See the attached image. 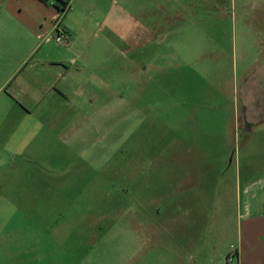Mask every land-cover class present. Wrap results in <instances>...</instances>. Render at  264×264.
I'll use <instances>...</instances> for the list:
<instances>
[{"label": "rangeland", "instance_id": "obj_1", "mask_svg": "<svg viewBox=\"0 0 264 264\" xmlns=\"http://www.w3.org/2000/svg\"><path fill=\"white\" fill-rule=\"evenodd\" d=\"M64 18L67 46L0 38L21 103L0 137V264H238L262 190L243 180L264 179V71L247 66L264 0H71ZM186 100L212 117L207 153H180Z\"/></svg>", "mask_w": 264, "mask_h": 264}, {"label": "crops", "instance_id": "obj_2", "mask_svg": "<svg viewBox=\"0 0 264 264\" xmlns=\"http://www.w3.org/2000/svg\"><path fill=\"white\" fill-rule=\"evenodd\" d=\"M43 1V0H42ZM41 0H0V38H3L5 36H23V37H31L37 39L38 36H42L45 34V36H49L53 33L55 18H56V9L57 7H52L46 2H42ZM64 2V1H63ZM68 6L70 7L71 0ZM57 5H60L57 1ZM56 5V6H57ZM55 8V9H54ZM58 11V10H57ZM65 19V18H64ZM64 19L61 23V25H64ZM71 35L70 30L67 27H64ZM72 36V35H71ZM249 40V38H248ZM250 45L257 46L258 51V59L255 60L252 63H249L248 69L251 68L252 71H256L253 69L255 66L257 67L258 63L262 67L261 70L264 71V36H254L251 40H249ZM51 44V40L47 41L46 44ZM40 44L37 45L36 48H38ZM57 46H55L56 48ZM35 48V49H36ZM57 51V50H56ZM52 67V68H51ZM43 69H52L53 66H49L48 68L43 67ZM60 70H55L54 74H59ZM14 73H11L8 77H5L2 82H0V93H4L5 98H2L0 100V137H2L5 141V137L13 138L18 133V125L21 121H19L17 114V127H15V113L14 109L16 106H18L20 103L19 100L16 99L14 95H11L10 93V81L12 77L14 76ZM52 86V84H51ZM35 97V96H34ZM26 99V98H25ZM39 100H43L42 98H39ZM39 100H34L32 97L30 100H25L26 102L33 103L36 105V102H40ZM263 100H264V87H263ZM185 109L184 111L182 109H179L176 106V109H174V122H175V130L178 132L179 129H181V137H187L188 142L186 143V147L180 148V153H188V154H204L208 152L207 145L208 143H211L212 135L210 133L212 128V117L202 110L201 112L197 110L195 103H192L191 100H186L184 102ZM6 111V112H5ZM7 114V115H5ZM222 114V113H221ZM251 114V113H250ZM245 115H247L245 113ZM246 118V116H245ZM61 119V118H60ZM246 123L248 125H251L250 122L251 118L249 115H247ZM264 121V119H263ZM253 122V121H252ZM256 124V121L255 123ZM252 124V125H254ZM201 139L200 143H196V137ZM11 142V141H9ZM217 142H220L217 141ZM185 143V141H183ZM14 146H11L12 148ZM212 152V149H209ZM185 159V158H184ZM183 159V160H184ZM186 163V161L184 162ZM191 163V161H190ZM205 165H209L208 161L205 162ZM253 177L245 176V179L243 180V183L247 186L249 185H259L260 188H262L261 191H254L252 193L251 188L246 189L247 192L245 194V205L243 204L245 211L250 212L252 216L255 217L257 220L256 223L259 224H253L250 226V224L247 225L244 232L245 235L240 236V248L238 251V264H244V261L248 262L249 264H264V260H262V257H264V253L257 254L258 256H255L253 261H250V256H254L255 252H251V242L256 243L259 240V234H263L264 232V225L261 224L260 220L263 217L264 214V179H261L259 181H254ZM6 181L5 183H14L13 181H10L8 179H4ZM2 200V197L0 198ZM19 248V246H18ZM20 254V252H19ZM3 258L1 261V264L3 263ZM29 262V259H26ZM26 261H22L17 258L12 259V264H29Z\"/></svg>", "mask_w": 264, "mask_h": 264}, {"label": "built area", "instance_id": "obj_3", "mask_svg": "<svg viewBox=\"0 0 264 264\" xmlns=\"http://www.w3.org/2000/svg\"><path fill=\"white\" fill-rule=\"evenodd\" d=\"M44 2L48 3L52 7H56L57 0H43ZM69 6L67 5L64 10L59 11L55 18L53 33L49 35L50 37L47 38L48 41H50L52 36H54L55 41L57 44L67 46L71 42L72 36L70 33L62 27L61 23L65 17L66 12L68 11Z\"/></svg>", "mask_w": 264, "mask_h": 264}, {"label": "trees", "instance_id": "obj_4", "mask_svg": "<svg viewBox=\"0 0 264 264\" xmlns=\"http://www.w3.org/2000/svg\"><path fill=\"white\" fill-rule=\"evenodd\" d=\"M57 1H59V0H57ZM69 1H70V0H68V1H64V2L62 1V4L56 6L57 9H58L59 11L64 10V8L69 4Z\"/></svg>", "mask_w": 264, "mask_h": 264}]
</instances>
